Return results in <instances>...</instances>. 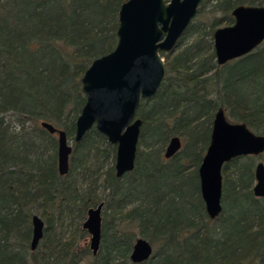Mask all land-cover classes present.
<instances>
[{
	"label": "trees",
	"instance_id": "trees-1",
	"mask_svg": "<svg viewBox=\"0 0 264 264\" xmlns=\"http://www.w3.org/2000/svg\"><path fill=\"white\" fill-rule=\"evenodd\" d=\"M124 1L0 0V264H264V198L251 188L255 156L223 164L215 219L205 211L197 172L219 108L264 135V42L222 66L213 50V32L234 22L235 6L264 0H203L176 50L160 51L165 78L137 108L134 168L116 177V145L95 127L79 142L74 133L85 103L80 78L114 48ZM41 121L63 129L72 143L65 175L57 169L56 134ZM173 136L183 145L165 159ZM100 202L93 254L82 224ZM34 214L44 228L31 250ZM138 237L153 253L134 263L129 255Z\"/></svg>",
	"mask_w": 264,
	"mask_h": 264
},
{
	"label": "water",
	"instance_id": "water-1",
	"mask_svg": "<svg viewBox=\"0 0 264 264\" xmlns=\"http://www.w3.org/2000/svg\"><path fill=\"white\" fill-rule=\"evenodd\" d=\"M203 0H125L118 11L117 41L112 50L92 60L80 78L85 103L75 120L74 141L79 142L95 127L107 141L116 145L114 170L122 177L134 168L142 120L136 117L140 100L154 96L165 77L160 51H173L184 30L197 14ZM231 25L213 32L216 62L223 65L253 51L264 42V5L235 6ZM41 126L57 138V169L69 170L72 143L66 132L47 121ZM181 146L173 136L164 157L169 158ZM264 153V135L256 134L244 123L228 120L223 108L213 117L210 141L198 167L199 187L205 211L215 219L222 211V166L240 156ZM252 192L264 198V163L254 167ZM103 202L87 210L82 224L90 235L89 247L96 254L101 237ZM30 248L34 250L43 236L44 223L31 216ZM153 253L149 241L136 238L130 259L147 260Z\"/></svg>",
	"mask_w": 264,
	"mask_h": 264
},
{
	"label": "rangeland",
	"instance_id": "rangeland-1",
	"mask_svg": "<svg viewBox=\"0 0 264 264\" xmlns=\"http://www.w3.org/2000/svg\"><path fill=\"white\" fill-rule=\"evenodd\" d=\"M208 8V7H207ZM205 9V10H208L209 11V9ZM209 15H211V13H209ZM219 15V14H218ZM207 17H209L208 15H206ZM220 16V15H219ZM204 21H207L206 19H204ZM220 26H224L223 24H221ZM5 119L7 120V121H10V124L12 125V127L14 128V129H17V128H19V125H20V123L18 122V120H17V117L12 113H8L7 115H6V117H5ZM250 159L253 161V166L255 167V165H256V163L257 162H259V161H262L263 163H264V153H262V154H260V158H258L257 156H255V157H250ZM243 160V159H242ZM244 160H248V159H244ZM181 180H182V186H183V194H185V192H186V190H185V186H186V182L184 181V178L182 177L181 178ZM253 184H254V181H253V183H252V186H251V188L253 187ZM173 194H178L177 192H173ZM182 194V195H183ZM192 201H193V199H192ZM181 204V202H178V205H180ZM183 204V203H182ZM137 236H139V234L137 233ZM89 238H90V235H89V233H88V231H87V234H85V236H84V238L82 239V241L84 242V243H86V244H88L89 243Z\"/></svg>",
	"mask_w": 264,
	"mask_h": 264
},
{
	"label": "flooded vegetation",
	"instance_id": "flooded-vegetation-1",
	"mask_svg": "<svg viewBox=\"0 0 264 264\" xmlns=\"http://www.w3.org/2000/svg\"><path fill=\"white\" fill-rule=\"evenodd\" d=\"M232 24H233V23H232ZM230 25H231V24H230ZM224 26H227V25H224ZM219 27H223V26H219ZM219 27H217V28H219ZM217 28H216V29H217ZM214 31H215V30H214ZM180 37H181V36H180ZM180 37H179V38H180ZM176 44H177V43H176ZM175 48H176V47H175ZM175 48H174L173 51L176 50ZM213 50H214V47H213ZM163 52H164V51H163ZM168 52H169V51H168ZM170 52H171V51H170ZM214 54H215V53H214ZM236 59H237V58H236ZM163 60H164V58H163ZM233 60H234V59H233ZM215 61H216V58H215ZM230 61H232V60H230ZM228 62H229V61H228ZM216 64H217V62H216ZM225 64H226V63H225ZM164 65H165V64H164ZM217 65H218V64H217ZM223 65H224V64H223ZM219 66H222V65H219ZM164 78H165V77H164ZM152 97H153V96H152ZM148 99H149V98H148ZM143 100H145V99H143ZM140 101H141V100H140ZM139 104H140V103H139ZM136 117H137V116H136ZM137 118H139V117H137ZM180 140H181V139H180ZM169 141H170V140H169ZM169 141H168V143H169ZM168 143H167V145H168ZM167 145H166V146H167ZM182 145H183V142H182V140H181V146H180V149H181ZM166 146H165V149H166ZM165 149H164V152H165ZM180 149H179V150H180ZM179 150H178V151H179ZM178 151H177V152H178ZM177 152H176V153H177ZM176 153H175V154H176ZM163 154H164V153H163ZM175 154H173L172 156H174ZM172 156H171V157H172ZM171 157H169V158H171ZM169 158H165V159H169Z\"/></svg>",
	"mask_w": 264,
	"mask_h": 264
},
{
	"label": "bare ground",
	"instance_id": "bare-ground-1",
	"mask_svg": "<svg viewBox=\"0 0 264 264\" xmlns=\"http://www.w3.org/2000/svg\"><path fill=\"white\" fill-rule=\"evenodd\" d=\"M44 228V227H43ZM86 230V229H85ZM87 231V230H86ZM43 237V236H42ZM90 248V247H89ZM92 251V250H91ZM93 253V252H92ZM131 253V252H130ZM129 258H130V255H129ZM131 260V259H130Z\"/></svg>",
	"mask_w": 264,
	"mask_h": 264
}]
</instances>
